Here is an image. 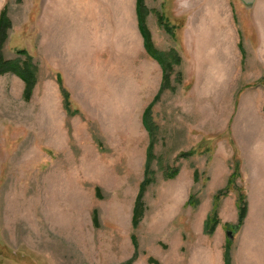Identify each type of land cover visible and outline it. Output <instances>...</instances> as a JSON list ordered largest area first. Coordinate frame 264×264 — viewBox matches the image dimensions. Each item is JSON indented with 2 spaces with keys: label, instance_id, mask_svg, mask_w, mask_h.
I'll list each match as a JSON object with an SVG mask.
<instances>
[{
  "label": "rangeland",
  "instance_id": "rangeland-1",
  "mask_svg": "<svg viewBox=\"0 0 264 264\" xmlns=\"http://www.w3.org/2000/svg\"><path fill=\"white\" fill-rule=\"evenodd\" d=\"M143 2L153 47H175L181 60L151 108L152 181L133 227L151 137L142 115L162 75L144 46L136 0H0L12 22L4 56L23 58L16 49L24 47L37 65L29 99L20 77L0 74V264H151L149 256L224 264L227 238L232 264H264L253 231L264 204V0ZM57 71L77 113L63 106ZM235 159L255 210L237 229L232 189L219 201L216 230L205 233L212 194ZM189 191L200 199L195 207L184 205Z\"/></svg>",
  "mask_w": 264,
  "mask_h": 264
},
{
  "label": "trees",
  "instance_id": "trees-1",
  "mask_svg": "<svg viewBox=\"0 0 264 264\" xmlns=\"http://www.w3.org/2000/svg\"><path fill=\"white\" fill-rule=\"evenodd\" d=\"M21 1V0H17ZM136 11H138V27L143 35V42L144 46L149 53L158 60L162 67V75L160 79L159 87L153 96V98L149 101V103L145 106L143 110L142 115V121L145 126H147L151 137L148 141L147 147H146V156H145V162H144V174L142 177V180L140 181L139 187L137 189L132 211H131V224L133 227H136L139 220L143 216L144 213V192L146 189V186L152 181L151 176V168H150V161L154 157V132L157 128V125L152 119L151 115V108L154 104V101H156L161 93V91L164 89L166 85L169 83L171 71L168 70L172 68L173 63H179L181 58L178 54V51L175 47L166 49L165 51L160 49H155L153 47V43L151 40V34L146 25H144L145 22V16L148 13L146 6L144 5L143 0H136ZM157 20L164 27V29L171 35L174 34L173 32V24H170V22L165 18V16L158 12L157 13ZM11 19L7 15V6L4 4L2 8L0 9V74L10 71L15 73L18 77H20L23 80V88H22V94L25 99H29L33 87L36 82V72H37V65L32 60V55L28 52V50L24 47L17 48L16 51L19 53L24 54L23 58H6L3 53V45L5 40L8 37V30L11 27ZM172 25V27H171ZM165 57H168V60H165ZM177 79L181 80V73L180 71H177ZM259 79L260 82H263L264 74L261 75ZM56 80L58 82L59 89L61 93L63 94V106L68 110L69 114H74L78 112V108L72 107L70 102V93L69 90L64 86L62 75L59 71L56 73ZM150 123V124H149ZM195 152L194 147L181 151L180 154L188 156L189 154ZM179 170V167H173L169 171H165L166 177H173ZM198 171L197 169L193 170V177L194 179L198 178ZM240 175L239 170V162L235 159L234 163L232 164L231 171L228 174L227 180L225 184L222 187H219L216 189V191L212 194V205L207 212L204 220H203V231L208 234H212L217 226V224L220 221V217L218 214V204L222 196H225L229 191L232 189H235L236 196H235V202L237 207V220L235 227L237 229L239 228L243 222V219L246 215L247 211V199H246V193L243 190V188L237 183L236 177ZM200 202L199 197L196 196L194 191H190L188 193V196L186 200L184 201V205L191 204V206L195 207ZM94 217L96 218L95 210L93 211ZM225 226L229 225L228 222L224 223ZM236 229V230H237ZM131 237L134 244V250L132 253V256L130 257L129 261L133 260L137 256V240L136 235L134 232L131 233ZM230 239H226V247L223 251V260L224 264H231L230 263V256H229V244ZM148 261L151 264H159V261L154 256H149Z\"/></svg>",
  "mask_w": 264,
  "mask_h": 264
},
{
  "label": "crops",
  "instance_id": "crops-1",
  "mask_svg": "<svg viewBox=\"0 0 264 264\" xmlns=\"http://www.w3.org/2000/svg\"><path fill=\"white\" fill-rule=\"evenodd\" d=\"M235 19H236V17H235ZM236 21H237V19H236ZM235 30H234V32H235V34L237 35V38L234 40L235 41V45H236V42H237V40H238V26L237 25H235ZM236 47L238 48V46L236 45ZM239 49V48H238ZM240 51V50H239ZM240 60H241V54H240V52H239V57H238V63H239V65L241 66L242 64H241V62H240ZM241 73V68H240V70H239V74ZM261 75V74H260ZM259 75V76H260ZM258 76V77H259ZM242 87L240 86L238 89H241ZM259 146H262V143H260V145ZM194 178V177H193ZM190 192V191H189ZM188 192V193H189ZM188 196V195H187ZM187 198V197H186ZM186 200V199H185ZM184 200V201H185ZM183 201V202H184ZM236 206V205H235ZM253 207H251L252 208V211H251V208H249L248 209V203H247V211H246V215H245V217L246 216H248V214L249 215H251V213L255 210V203H254V205H252ZM236 209H237V207H236ZM209 211V210H208ZM207 211V212H208ZM207 212H206V214H207ZM206 214H205V216H206ZM258 215H259V221H258V223L256 224V225H254V227H253V231H254V233H255V236H256V238H257V236L259 237V238H261L262 240H263V242H264V204H263V206H262V208H261V210H259V213H258ZM205 216H204V218H205ZM244 217V218H245ZM204 218H203V220H204ZM236 220H237V218H236ZM246 221V220H245ZM220 222V221H219ZM244 223V225H245V222H244V219H243V222H242V224ZM241 224V225H242ZM218 225V224H217ZM224 225V224H223ZM240 225V226H241ZM255 226H256V228H255ZM216 228H217V226H216ZM216 228H215V230H216ZM202 230H203V221H202ZM214 230V231H215ZM228 230V229H227ZM227 230H226V232H227ZM214 233V232H213ZM228 235V234H227ZM229 236V235H228ZM231 242H232V240L230 241V244H231ZM230 244H229V251H230ZM245 246H246V242H245ZM245 246L242 248V249H245ZM225 247H226V240H225V243H224V249H225ZM224 249H223V251H224ZM222 255H223V253H222ZM229 256H230V263H231V255H230V253H229ZM223 262H224V260H223ZM232 264V263H231Z\"/></svg>",
  "mask_w": 264,
  "mask_h": 264
},
{
  "label": "water",
  "instance_id": "water-1",
  "mask_svg": "<svg viewBox=\"0 0 264 264\" xmlns=\"http://www.w3.org/2000/svg\"><path fill=\"white\" fill-rule=\"evenodd\" d=\"M244 4L252 6L255 3V0H241ZM227 234L231 236L230 230H227Z\"/></svg>",
  "mask_w": 264,
  "mask_h": 264
},
{
  "label": "flooded vegetation",
  "instance_id": "flooded-vegetation-1",
  "mask_svg": "<svg viewBox=\"0 0 264 264\" xmlns=\"http://www.w3.org/2000/svg\"><path fill=\"white\" fill-rule=\"evenodd\" d=\"M9 257H7L5 260H7ZM13 262V261H12ZM14 264V263H13Z\"/></svg>",
  "mask_w": 264,
  "mask_h": 264
}]
</instances>
